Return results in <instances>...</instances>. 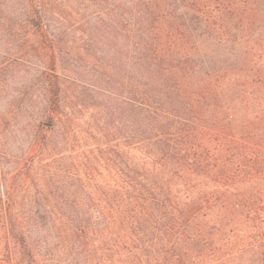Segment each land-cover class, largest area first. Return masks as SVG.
I'll return each mask as SVG.
<instances>
[{
    "label": "trees",
    "instance_id": "trees-1",
    "mask_svg": "<svg viewBox=\"0 0 264 264\" xmlns=\"http://www.w3.org/2000/svg\"><path fill=\"white\" fill-rule=\"evenodd\" d=\"M263 9L0 0V99L36 70L0 109V264H264V186L242 188L264 180V133L245 157L236 144L233 174L228 99L248 82L236 49ZM243 215L258 232L235 253ZM32 234L55 241L43 253Z\"/></svg>",
    "mask_w": 264,
    "mask_h": 264
},
{
    "label": "rangeland",
    "instance_id": "rangeland-1",
    "mask_svg": "<svg viewBox=\"0 0 264 264\" xmlns=\"http://www.w3.org/2000/svg\"><path fill=\"white\" fill-rule=\"evenodd\" d=\"M258 18L257 31H255L254 26L247 25L246 32L249 39L246 40L242 45L241 51L236 49V51L239 53L237 58L243 62L244 66H246L247 72H250L249 74L247 73L246 76L248 82L245 84L243 89H240L239 86H234L231 88L228 96L230 112L232 114L231 126L233 128L230 138L232 144L230 168L233 174L238 164V159L240 158L237 154L236 144L241 143L245 146L243 151V155L245 157L248 154H251V149L256 145V143L262 142L259 141L255 135L264 133V9L259 13ZM25 69L26 68H23L13 75L11 87L6 94L1 96L0 109H4L8 106V101L15 93V88L19 87V82L30 80L33 74L36 72L34 68ZM232 74L233 75L231 77L233 80L239 76L238 72ZM88 119L89 112L85 113L83 120L81 121V125L85 126L87 124L85 120ZM21 124L23 123L21 122ZM15 127L17 128V125ZM16 132L19 139L24 137L25 131L19 133L17 130ZM8 145L10 150H12L14 153H18V145L20 146L18 141L17 143L11 142ZM135 156H140V152H136ZM0 167H3L2 163H0ZM6 168L11 170L13 168L12 162H10L9 165H6ZM246 170H248V168ZM256 186H264V180L262 178H254L245 181L242 185V188L249 189ZM237 190H240V185L237 181H235L232 185L231 191L233 194H235ZM257 223H259V221ZM229 229H231L229 234L232 236V242L235 244V253H239L246 247L245 242L249 235H254L257 234L256 232H258L256 227H252L250 225L249 218L245 217L244 215L241 218H238V220H235L232 224V227ZM32 236L37 241L38 249H42L41 252L43 253L46 252L47 247L43 240H46L51 244V246L55 241L53 234H32ZM5 244V234H0V252L3 251ZM240 253H242V256L236 258L233 260V262L238 264H248L252 254L243 252Z\"/></svg>",
    "mask_w": 264,
    "mask_h": 264
}]
</instances>
